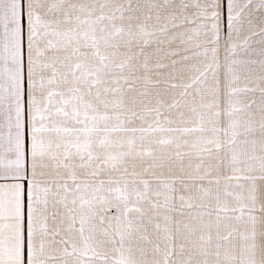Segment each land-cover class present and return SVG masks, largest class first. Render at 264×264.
Wrapping results in <instances>:
<instances>
[{
	"label": "snow or ice",
	"instance_id": "1",
	"mask_svg": "<svg viewBox=\"0 0 264 264\" xmlns=\"http://www.w3.org/2000/svg\"><path fill=\"white\" fill-rule=\"evenodd\" d=\"M0 264H264V0H0Z\"/></svg>",
	"mask_w": 264,
	"mask_h": 264
}]
</instances>
